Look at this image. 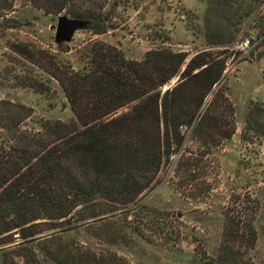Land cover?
I'll use <instances>...</instances> for the list:
<instances>
[{
    "label": "trees",
    "instance_id": "trees-1",
    "mask_svg": "<svg viewBox=\"0 0 264 264\" xmlns=\"http://www.w3.org/2000/svg\"><path fill=\"white\" fill-rule=\"evenodd\" d=\"M28 2L42 14L73 4L66 13L102 34L113 28L112 9L123 1L107 8L100 0ZM249 18L258 28L253 48L264 54V0H207L203 43L190 57L165 45L166 39L140 59L93 40L77 69L50 57L56 69L49 77L72 115L29 121L25 112L0 115V264H17L7 250L23 264H131L111 247L132 238L175 241L167 238L174 234L168 215L140 199L172 155L175 165L188 161L187 137L198 143L200 155L231 137L234 106L221 87L212 89L227 57L238 52L234 43L247 33ZM175 76L176 83L162 90ZM95 223L90 236L100 246L76 237ZM231 225L212 254L191 253L189 264H247L234 245L243 233Z\"/></svg>",
    "mask_w": 264,
    "mask_h": 264
},
{
    "label": "rangeland",
    "instance_id": "rangeland-1",
    "mask_svg": "<svg viewBox=\"0 0 264 264\" xmlns=\"http://www.w3.org/2000/svg\"><path fill=\"white\" fill-rule=\"evenodd\" d=\"M100 1H104L106 8L113 3V0ZM122 1L113 7L108 21L113 28L105 33L93 34L79 28L69 40L56 42L51 25L60 15L71 17L66 10L75 5L67 3L58 12L42 14L28 0H0V6H9L8 10L0 8V115L15 110L29 113L26 121L69 118L72 113L63 93L56 80L49 77L56 69L50 57L77 69L93 40L116 46L132 59H140L160 39H166L164 44L172 49L187 51L188 57L202 45V17L207 0ZM257 30L253 18L245 21L243 31L255 36ZM261 49L252 46L246 52L236 49V54L227 57L224 75L212 89L221 87L234 106L235 129L231 137L205 155H200L198 143L187 137L185 145L191 151L188 161L175 165L177 156L172 155V162L159 172L157 183L141 197L147 207L168 215L165 222L174 234L167 238L173 237L175 241L169 238L166 244L165 240L132 238L127 245L111 247L131 264H189L191 253L212 254L231 224L239 227L238 234L243 233L234 245L245 256L244 261L264 264V54H259ZM175 78L163 85L162 90L173 86ZM212 91L203 102L211 98ZM253 106L257 108L249 113ZM96 228L95 223L75 235L100 246L90 236ZM6 255L23 264V257L14 251L7 250Z\"/></svg>",
    "mask_w": 264,
    "mask_h": 264
},
{
    "label": "water",
    "instance_id": "water-1",
    "mask_svg": "<svg viewBox=\"0 0 264 264\" xmlns=\"http://www.w3.org/2000/svg\"><path fill=\"white\" fill-rule=\"evenodd\" d=\"M86 21L81 18L68 17L66 15H60L57 17V21L54 25H51L55 30L54 39L56 42H60L62 40H69L71 34L75 29L82 28L85 25ZM178 79L175 78V82ZM168 87H165L166 89ZM163 89V90H164Z\"/></svg>",
    "mask_w": 264,
    "mask_h": 264
},
{
    "label": "built area",
    "instance_id": "built-area-1",
    "mask_svg": "<svg viewBox=\"0 0 264 264\" xmlns=\"http://www.w3.org/2000/svg\"><path fill=\"white\" fill-rule=\"evenodd\" d=\"M256 43V38L252 33H246L245 35L239 37L236 41V49L240 52H246L247 49Z\"/></svg>",
    "mask_w": 264,
    "mask_h": 264
}]
</instances>
